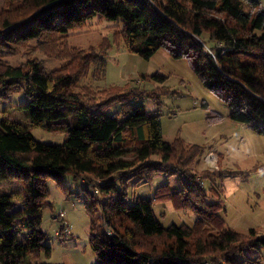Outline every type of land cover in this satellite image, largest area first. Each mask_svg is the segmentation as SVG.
<instances>
[{
	"label": "trees",
	"instance_id": "1",
	"mask_svg": "<svg viewBox=\"0 0 264 264\" xmlns=\"http://www.w3.org/2000/svg\"><path fill=\"white\" fill-rule=\"evenodd\" d=\"M95 18L120 24L113 41L123 40L130 53L149 59L164 49L186 59L202 86L225 103L230 121L264 136V10L258 1L6 0L0 9V102L14 93L28 102L17 106L27 123L0 120V264H50L36 262L51 255L41 229L42 213L52 206L47 182L62 186L67 173L86 184L87 211L99 212L91 214L89 237L98 264H234L245 250L264 247V232L234 231L219 215L221 203H209L202 185L209 176L191 169L207 148L179 137L166 142L160 114L135 102L147 96L160 107L159 94L167 89L127 83L95 92L80 85L105 75L108 39L85 49L68 43L74 30ZM39 52L63 64L48 70ZM14 57L23 63L11 64ZM142 78L165 81L158 73ZM31 128L63 133L66 140L42 144ZM156 175L168 182L153 199L129 204V184L150 183ZM8 182L18 185L5 192L1 185ZM155 202L195 211L198 219L192 227L164 228ZM23 227L28 233L19 242Z\"/></svg>",
	"mask_w": 264,
	"mask_h": 264
},
{
	"label": "rangeland",
	"instance_id": "2",
	"mask_svg": "<svg viewBox=\"0 0 264 264\" xmlns=\"http://www.w3.org/2000/svg\"><path fill=\"white\" fill-rule=\"evenodd\" d=\"M256 1L260 3V9L264 10V0ZM5 2L0 0V9ZM119 28L118 23L95 18L82 29L71 33L68 40L71 47L85 49L98 45L103 39H108L111 46L106 52L104 78L93 81L86 77L80 85L91 86L95 92L110 87H124L127 83L147 91L167 89L169 93L159 94L162 103L160 107L147 96L138 97L135 102L142 103L151 115L160 114L162 136L166 142L179 137L185 144L207 148L203 155L194 160L191 169L197 174L206 172L209 176L203 180V188L209 195V203H221L219 215L226 226L242 234L251 229L259 235L263 234L264 136L256 134L247 126L230 121L225 103L202 86L186 59H173L164 49L157 50L149 59L130 53L123 40L118 43L113 41V35ZM37 58L48 70L63 64L40 52ZM8 61L13 65L23 63L19 57L9 58ZM156 73L165 76V81L142 78ZM27 102L24 93H14L9 101L0 102V120L7 118L27 123L26 111L17 107ZM215 115L222 119L209 123L207 118ZM31 133L36 141L46 145H60L66 140L63 133H50L38 128H31ZM210 171L221 175H209ZM236 171L242 174H232ZM245 172L248 176L244 175ZM167 182L163 175H156L150 183L143 182L138 186H135L134 181L131 182L128 190L129 204L139 198L153 199L156 189ZM12 183H3L1 188L8 192L18 182ZM62 184L60 186L52 179L47 182L48 201L52 206L42 213L41 229L48 234L46 244L51 247V255L47 259L41 254L36 262L98 264L89 237L91 214L99 217V212L93 210L90 214L87 211L86 203L90 201L83 181L67 173L63 176ZM153 210L164 228L171 225L192 227L198 219L195 211L176 210L171 202H155ZM61 227L63 236L58 237ZM27 233L24 227L17 233L19 242L25 241ZM30 260L32 262L33 258ZM256 260L258 264H264L263 246L245 250L237 255L234 264H255Z\"/></svg>",
	"mask_w": 264,
	"mask_h": 264
},
{
	"label": "bare ground",
	"instance_id": "3",
	"mask_svg": "<svg viewBox=\"0 0 264 264\" xmlns=\"http://www.w3.org/2000/svg\"><path fill=\"white\" fill-rule=\"evenodd\" d=\"M212 159V158H211Z\"/></svg>",
	"mask_w": 264,
	"mask_h": 264
}]
</instances>
